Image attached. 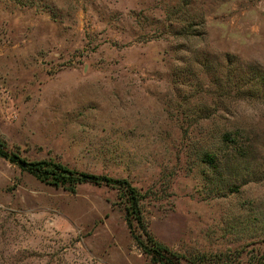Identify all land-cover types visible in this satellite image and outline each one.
I'll return each mask as SVG.
<instances>
[{
	"label": "rangeland",
	"instance_id": "rangeland-1",
	"mask_svg": "<svg viewBox=\"0 0 264 264\" xmlns=\"http://www.w3.org/2000/svg\"><path fill=\"white\" fill-rule=\"evenodd\" d=\"M0 139L130 182L182 264H263L264 0H0ZM0 264L153 263L116 190L0 158Z\"/></svg>",
	"mask_w": 264,
	"mask_h": 264
},
{
	"label": "trees",
	"instance_id": "trees-1",
	"mask_svg": "<svg viewBox=\"0 0 264 264\" xmlns=\"http://www.w3.org/2000/svg\"><path fill=\"white\" fill-rule=\"evenodd\" d=\"M0 158L17 165L39 182L54 188L74 192L78 185L89 183L116 190L120 200L124 202V219L129 234L143 254L149 257L153 264H182L185 260L183 256L158 243L148 233L141 213V202L145 196L127 180L77 172L58 162H30L21 158L18 153L10 151L2 139H0Z\"/></svg>",
	"mask_w": 264,
	"mask_h": 264
}]
</instances>
